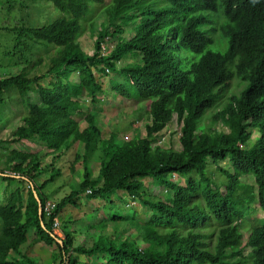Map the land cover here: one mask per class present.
Segmentation results:
<instances>
[{
  "label": "trees",
  "instance_id": "obj_1",
  "mask_svg": "<svg viewBox=\"0 0 264 264\" xmlns=\"http://www.w3.org/2000/svg\"><path fill=\"white\" fill-rule=\"evenodd\" d=\"M45 1L66 15L41 27L30 26L23 18L19 26L4 28L14 32L17 41L4 56L14 55L32 40L58 46L55 62L44 73L23 69L0 79V101L3 93L15 87L26 114L13 140H30L47 150L75 154V163L83 161V176L79 188L61 198L51 216L43 211L41 218L39 200L44 209L49 198L44 190L62 171L56 168L55 157L42 167L38 154L13 153L11 162L18 163L12 171L26 176L34 188L25 203L17 189L6 204H0V264H42L21 251L31 229L38 239L57 247L58 264H264V217L251 227L246 241L242 232L254 198L264 212V0H163L164 5L160 0ZM92 4L96 6L91 16L82 23ZM96 11L105 16L100 29L93 19L100 15ZM88 22L97 33L93 54L80 42ZM213 35L220 39L217 49L207 50L215 43ZM103 44L112 47L104 56ZM23 61L18 59L12 66ZM69 69L75 71L74 79ZM110 73L112 89L125 100L152 99L124 123L129 121L135 130V122L145 118L137 139H125L126 133L120 142L112 130L107 137L102 135L107 91L101 78ZM49 76L50 84L44 85ZM239 81L242 87L236 91ZM85 99L93 111H84ZM214 105L218 109L205 123L203 117ZM143 109L145 114H137ZM83 113L84 128L75 117ZM174 115L181 125V150L153 146L152 138ZM219 122L229 131L217 130ZM254 130L259 131L256 137ZM79 145L83 153L77 152ZM96 149L102 154L99 175L94 178L91 161ZM226 159L233 172L221 165ZM213 170L220 171L223 182L215 179ZM43 173L47 176L38 184ZM242 174L254 176L256 193L253 184H243ZM165 188L173 192V198L161 196ZM244 188L249 200L240 192ZM87 190H91L89 199H105L110 207L116 205L113 195L119 192L123 199L120 192L125 191L153 209L149 221L140 223L135 216L132 223L138 224L139 232L135 237L136 232L132 233L134 243L143 239L150 245L143 248L128 240L117 245L99 235L96 228L101 221L90 225L77 238L80 241L71 232L59 235L54 222L60 212L76 205ZM114 218L123 219L121 215ZM212 223L216 225L209 231ZM158 225H167L170 233ZM246 248L251 249L249 261L243 255ZM81 255L90 262H82Z\"/></svg>",
  "mask_w": 264,
  "mask_h": 264
},
{
  "label": "rangeland",
  "instance_id": "obj_2",
  "mask_svg": "<svg viewBox=\"0 0 264 264\" xmlns=\"http://www.w3.org/2000/svg\"><path fill=\"white\" fill-rule=\"evenodd\" d=\"M159 2L161 3V5H164L163 0H160ZM95 6L96 4L91 5L90 14H88L86 17H84L81 20L82 23H84V21L88 17L91 16L92 14L91 11H93ZM96 13L97 15L100 14L99 11H96ZM64 15L66 14L62 13L58 8H56L52 4V2L45 1V0H38V1L0 0V79H4L8 76L15 75L19 73L20 71H22L23 69L26 70L30 74H34L35 72H42V73L47 72L51 68V65L54 64L57 52L60 49L58 46H54L53 44H41V43H35L32 40H27L25 48H23L22 50H20L19 52L15 53L12 56H4L5 51L11 50L17 42L16 35L14 34V32L10 30H4V28H13L15 26H19L23 18H24V23L30 26L41 27V26H44L46 24H49L59 19L60 17ZM93 19H95L94 21L97 22L96 29H100V25L105 20V16H101L100 14L97 17L95 15ZM85 30H86L85 33L80 38V42H81L83 49L87 51V53L91 54L93 53L95 49V41L97 38V33L95 35V32L91 31L89 22L87 23V27ZM213 36L215 38V43L209 45L207 47V50L217 49L216 45L220 39L216 35H213ZM199 56H201V54ZM18 59L19 60L25 59V61H23V63L19 66H12V63ZM140 59H141V54L138 53V58L136 60L139 61ZM128 60L131 61V59H128ZM125 62L126 60L124 59L120 63H118V65L121 67V65L123 63L125 64ZM68 71H70V77L75 75V71L73 69H69ZM111 75L112 74L110 73V75L102 76L104 77L102 83L104 84L105 91H107V94L104 98L105 102H103L104 110L111 113L110 119L107 120L104 117H102L100 121V125L102 128L101 129L102 135L103 137H105L106 134H108L109 132L108 128L113 127L115 124H117L112 129V132L116 133L118 141L123 142L124 135L126 133L132 137V140L137 139L140 137V135L138 134V131L132 128V126L129 124V121H128V124L126 125H124V123L127 120L128 115L130 113L134 112L139 106L143 107L142 103H145L147 106H149V104L152 102V99L139 100L140 102L136 99L125 100L124 97L114 92V90L112 89V83H111L112 80L109 78ZM51 80L52 78L51 76H49L48 78L43 80L42 83L44 85H49L50 84L49 82ZM237 83L238 82L235 83V86H236L235 90L239 91L242 85H241V82H240V86H238ZM233 90L234 88L232 89V91ZM1 97H2V100L0 101V126L2 125V123L4 124L12 120H14L13 123H17L18 122L17 119L19 118H21V122H22L21 116L24 113H26V107L23 105L17 89L15 87H12L10 90L3 93ZM84 104H85L84 111H88V109L90 111L94 110L90 100L85 99ZM216 109L214 105L211 109L207 111L206 115L203 117L205 119L204 121H206L205 123L210 121L211 119L210 113L214 112V110ZM145 111L146 110L144 109L137 111L138 112L137 114H145ZM115 113H116V116H114ZM75 117L80 122L81 127H84L85 125H87L85 117H84V113L80 115H76ZM137 119L138 117L135 120ZM143 120L146 121L145 118ZM9 123L11 126L12 123L11 122ZM136 126H138V123H136ZM215 128L219 131L221 130L225 132L229 131V129L226 126H224L222 122H219L218 124H216ZM7 133H9V131H7ZM258 134H259V131L257 130L253 131L254 137H256ZM180 136H181V125L177 120V116L174 115L172 122L169 123L164 128L162 133H159L157 136L152 138V141L154 142L153 146H161L164 148H174V149L180 150L181 149L180 140H179ZM81 149L82 148L79 146L77 149V152L81 153ZM1 153L2 151L0 148V158H1ZM65 156L66 154L57 158V161H55L54 163L56 168H59V169L63 168L62 166L66 162ZM67 158H70V156L67 155ZM92 159L95 161H98V158L95 155L93 156ZM72 161H73V158H72ZM80 164L81 162H76V163L72 162V165L75 167L76 172L75 174H73L74 181L72 180L71 184H66L65 186L66 192H61L60 194L57 195V197H54L53 191L56 190L57 188L56 183L52 182L48 185V187L46 188V192L49 194L51 198H55V200H60L64 196H68L71 193V191L79 188L78 186H79L80 180L82 179V176H83L82 170L84 168V167H79L78 165ZM210 164L213 167L216 166L212 162ZM221 165L225 167V169H227L228 171L230 170L231 172H233V167L229 159H226L225 161L221 162ZM61 171L63 172V170ZM213 174H215L214 177L219 183L224 181V177L220 173L219 170H216V171L213 170ZM46 176H47V173L46 174L43 173L44 179ZM254 179L255 178L252 175H245V174L241 175V180L243 184H251V185L253 184L252 185L254 187L253 190H254V193H256L257 186L254 182ZM0 180H1V176H0ZM68 180H69L68 178L62 179L61 185L65 181L68 182ZM147 181L148 180H146V182ZM25 185L26 183L21 184V186H25ZM20 190H21V193H25V190L23 188ZM164 191L165 190H163L161 194L162 197H166L167 195L166 192ZM122 192H125V191H122ZM240 192L242 196H245V198L247 197L246 200L250 199V195H248L249 193L246 192V188L242 189ZM2 194H3L2 189H0V204L4 205L8 202V199H5L2 196ZM114 197L116 200H120V201L118 202L117 205L113 207H110V204H105L104 202H98L100 204V208L98 209V212L100 213L99 221H101V223L96 229L99 230V235L101 232V234L114 240L117 245H119L122 242V240H128L131 243L135 244V246L138 245L143 248L149 246L150 243L145 240L143 241V239L142 240L137 239L136 243H134V238L132 237V233L133 231L136 232L133 235L135 237L139 234V232H138V224L135 223V226H134L132 223H133V220L136 218L138 222L146 223L147 221L150 220L153 214V209H151L150 207L148 208L145 207L142 204V202L137 203L138 208H135L134 206L127 207L126 204L131 200L129 195L124 199H119V192H117V194H114ZM110 199H112V196L108 200ZM83 201L84 202H80L79 200H77L76 202L77 204L72 205L73 206L72 209L76 208L77 210H81L82 205L89 202V198L84 197ZM24 203H25V200H24ZM90 207L91 209H95L93 204H91ZM119 215H121L123 219L114 218V217H118ZM263 217H264V212L259 208L257 198H254L253 203L251 204L250 212L246 216V220L249 223L244 224V222H242L245 227L244 232L247 234L249 229L252 226H257L258 224H261L262 222L260 220ZM75 220L80 221V225H82V227L79 228L78 230L79 237H81L82 234L90 227V225L94 224V223L91 224L90 220H95V215L93 213H89L88 215L84 216V218L77 219L75 213L68 212V214L62 215V221H64V223L62 224V228L66 230V232H72L70 222H74ZM2 225H3V222L0 218V235L2 233ZM214 225H216V223L210 224L209 231L213 229ZM158 226L168 229L166 233H170L171 231V228L168 227L167 225H158ZM155 228H157V226H155ZM32 232H33V229L30 230L28 235H32ZM246 234H244L243 240H247ZM33 236L34 235H32L31 237ZM76 240L78 239L76 238ZM49 250L51 251V248ZM21 251L24 255L26 254V250L24 248H21ZM250 251H251L250 248H246L243 252L244 257L248 261H249V256L251 254ZM80 259L82 260V262H90L89 258L85 255H81Z\"/></svg>",
  "mask_w": 264,
  "mask_h": 264
},
{
  "label": "crops",
  "instance_id": "obj_3",
  "mask_svg": "<svg viewBox=\"0 0 264 264\" xmlns=\"http://www.w3.org/2000/svg\"><path fill=\"white\" fill-rule=\"evenodd\" d=\"M26 113H24L21 117H23ZM111 113L108 111L103 112V117L105 119H110ZM116 116V113L115 115ZM18 122L17 123H13L14 120L9 121L11 122V126L9 122H6L4 125L0 126V141L2 142L0 148H1V158H0V174L1 176V180H0V189H2V196L5 199H8V197L11 196L12 193H14L17 189H24L25 193H23V200H26L27 195L29 193V189H30V183L28 182L27 179L21 177V176H15L12 175L13 173V169L14 166L17 165L18 161L14 160V162L12 161V157H13V153L16 151H25V152H29V153H33V154H38L39 156H45V160L44 158H42V167L44 166L43 164L45 163H49L52 161V159L55 157V161H57L56 159L60 156H63L64 154H66L65 158H66V162L63 164V168L61 170H63V172L60 174V176L54 180L53 182L56 183V190L53 191V195L54 197H57L58 194H60L61 192H66L65 190V186L66 184H71L72 180L74 181V177L73 174H75L76 169L75 167L72 165V162L74 163V157L75 154L71 153V152H54L51 150H47L46 148H44L43 146H41L40 144H37L33 141L30 140H22L20 142H16L14 141V133L15 131L22 125L21 122V118L17 119ZM137 122V121H136ZM135 122V125H136ZM146 121H140L137 122L138 126L135 127L136 131H143V127H144V123ZM141 123V124H140ZM117 124H115L113 127L108 128L109 132H111V130L116 126ZM10 126V128H9ZM7 131H9V133H7ZM143 134L145 135L146 132L144 131ZM108 135V134H106ZM128 135V134H127ZM107 137V136H106ZM81 148H83L81 145H79ZM43 153V155H42ZM101 150L100 149H96L95 150V156L98 158L101 156ZM67 155L70 156V158H67ZM52 156V157H51ZM73 158V161H72ZM81 162L83 163V161L81 160ZM92 166H93V177L97 178L99 175V169H100V164L98 161L93 160L92 161ZM80 167H83V165L81 164ZM9 178V179H6ZM68 178V182L65 181L62 185H61V180L62 179H66ZM44 181V177H38L37 179V183L40 184ZM25 184V186H21V184ZM46 192V189L44 190ZM47 193V192H46ZM48 194V193H47ZM49 195V194H48ZM120 195H122V193L120 192ZM50 199L55 200V198H51L50 196H48ZM84 197L88 198L87 195H85L84 193L81 194L80 196H78V200L80 202H84L83 199ZM122 197H124L122 195ZM56 202H58L59 200H55ZM98 202H104L105 204H108L109 202H107V200L103 199V200H92L89 199V202L85 203L84 205H82V209L81 210H77L75 207V209H72V205H68L66 207L63 208V210L60 212V222H61V233L66 232V230H64L62 228V224L64 223V221H62V215H66L68 214V212H73L76 215V218H84V216L88 215L89 213H93L95 215V220H90V223H94L97 224L99 223V212L98 209L100 208V204ZM115 204L117 205L119 201H115ZM77 204V203H76ZM91 204L94 205L95 209H91ZM71 228H72V232L73 235L78 238L79 234H78V230L79 228L82 227V225H80V221L75 220L74 222H70ZM30 232V231H29ZM71 232V233H72ZM69 233V232H68ZM32 235H34L33 237H31ZM32 235H28V241L22 246V248H24L26 250V255L34 258L36 260H38L40 263L42 264H58L60 261L55 259V254L58 253L57 247L55 246H50L47 245L44 241L40 240L37 238V235L35 234V230L33 229ZM36 235V236H35ZM51 248V251L49 249Z\"/></svg>",
  "mask_w": 264,
  "mask_h": 264
},
{
  "label": "clouds",
  "instance_id": "obj_4",
  "mask_svg": "<svg viewBox=\"0 0 264 264\" xmlns=\"http://www.w3.org/2000/svg\"><path fill=\"white\" fill-rule=\"evenodd\" d=\"M112 47H110V46H108V44H103V48H102V53H101V55H106L108 52H109V50L111 49ZM94 51H95V49H94ZM93 51V52H94ZM91 54H93V53H91ZM132 56V55H131ZM106 71H108V68L106 69ZM104 76H107L106 74H103ZM72 79H74L75 78V76H72L71 77ZM102 79V81H103V79H104V77H102L101 78ZM138 109V108H137ZM136 109V110H137ZM137 123V122H136ZM84 127H86V125L84 126ZM84 127H82V128H84ZM164 130V129H163ZM162 130V131H163ZM162 131H160L159 133H162ZM159 133H157V135L159 134ZM146 135V134H145ZM127 138H131V136L130 135H127V136H125V139H127ZM162 138V137H161ZM164 138V137H163ZM179 140H180V138H179ZM154 142H152V144H153ZM180 145H181V143H180ZM164 148V147H163ZM181 148H182V146H181ZM84 149L82 148L81 149V152L83 151ZM181 150V149H180ZM83 153V152H82ZM92 161H93V159H92ZM91 161V162H92ZM79 162H81V160L79 161ZM98 162H99V164H100V160H98ZM81 164H82V162H81ZM80 164V165H81ZM80 165H78L79 167H80ZM91 167H92V171H93V166L91 165ZM0 174H2L3 175V173H0ZM12 174H14L15 176H18V175H20V176H22L20 173H17V172H14L13 171V173ZM23 178H25V179H27L31 184H30V189L31 188H34V184H33V182H31L26 176H22ZM175 179L176 180H179L177 177H175ZM151 180V179H150ZM149 182V180L146 182L145 181V183H148ZM29 189V190H30ZM146 190H147V188H146ZM164 192H166V196H169V197H173V192L171 191V190H167L166 188H165V191ZM89 193H91V190H87V192H85L84 194L85 195H87V194H89ZM122 193V192H121ZM34 194H35V197L39 200V198H38V195H37V193L34 191ZM122 195L124 196V197H122L123 199L124 198H126L127 196H128V194H125V193H122ZM114 196V195H113ZM27 197H28V195H27ZM9 198V197H8ZM115 199V198H114ZM130 201L126 204L127 205V207H130V206H134L135 208H138V205H137V203H141V199L140 198H135V199H133V197H131L130 196ZM92 200H97V199H92ZM100 200H103V199H100ZM21 201H23V203H24V200H23V193H22V200ZM115 201H120V200H116L115 199ZM25 202H26V200H25ZM48 202H52L55 206H54V208L53 209H51V213L49 214L48 212H47V210H46V208H47V203ZM107 202H109V201H107ZM40 200H39V206H40ZM41 206H42V204H41ZM56 206H57V202L55 201V200H53V199H50V198H48L47 199V201H46V205H45V207H44V209H43V207H42V213H43V211L46 213V215L49 217V216H51V214L53 213V211L55 210V208H56ZM42 216V215H41ZM238 222H239V220H238ZM240 222H241V220H240ZM56 223H58V225H56ZM54 227L56 228V230H57V232H58V234L59 235H61V236H63V233H61V230H60V227H61V222H60V219L58 218V219H56V221L54 222ZM253 227V226H252ZM244 229H245V227H242V232H243V236H244V234H246L245 232H244ZM251 229V228H250ZM250 229H249V231H248V233L246 234L247 235V239H248V234L250 233ZM36 234V233H35ZM79 238V237H78ZM57 241L58 242H62L60 239H57ZM244 241H246V240H244ZM251 250V249H250ZM251 252V251H250ZM236 259V258H235Z\"/></svg>",
  "mask_w": 264,
  "mask_h": 264
},
{
  "label": "built area",
  "instance_id": "obj_5",
  "mask_svg": "<svg viewBox=\"0 0 264 264\" xmlns=\"http://www.w3.org/2000/svg\"><path fill=\"white\" fill-rule=\"evenodd\" d=\"M54 204L52 203V202H48L47 203V208H46V210H47V212L50 214L51 213V209H53L54 208ZM56 225H58V223H56Z\"/></svg>",
  "mask_w": 264,
  "mask_h": 264
},
{
  "label": "water",
  "instance_id": "obj_6",
  "mask_svg": "<svg viewBox=\"0 0 264 264\" xmlns=\"http://www.w3.org/2000/svg\"><path fill=\"white\" fill-rule=\"evenodd\" d=\"M40 215H42V206H41V203H40ZM42 218V216H41Z\"/></svg>",
  "mask_w": 264,
  "mask_h": 264
}]
</instances>
